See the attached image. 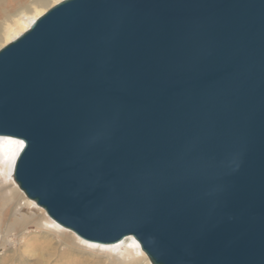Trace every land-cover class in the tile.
Segmentation results:
<instances>
[{"label":"water","instance_id":"95a60500","mask_svg":"<svg viewBox=\"0 0 264 264\" xmlns=\"http://www.w3.org/2000/svg\"><path fill=\"white\" fill-rule=\"evenodd\" d=\"M12 180L150 264H264V0H62L0 49Z\"/></svg>","mask_w":264,"mask_h":264},{"label":"rangeland","instance_id":"374dc122","mask_svg":"<svg viewBox=\"0 0 264 264\" xmlns=\"http://www.w3.org/2000/svg\"><path fill=\"white\" fill-rule=\"evenodd\" d=\"M24 1L25 5H28V0ZM61 1L50 0L46 8L28 14L30 21L27 24L24 22L15 29L9 27L10 37L8 39L5 37L0 41V49L22 34L34 20ZM7 191L6 198L9 200L0 201V264H56L62 256L66 255L68 259L86 258L89 261L107 259L108 254L104 251L109 252L111 249H102V253H96L87 249L74 248V245L67 244L56 234L57 231L50 224V219L45 212L27 200L15 184L10 185ZM63 233L75 239L71 232ZM47 258L48 261L45 262Z\"/></svg>","mask_w":264,"mask_h":264},{"label":"bare ground","instance_id":"6f19581e","mask_svg":"<svg viewBox=\"0 0 264 264\" xmlns=\"http://www.w3.org/2000/svg\"><path fill=\"white\" fill-rule=\"evenodd\" d=\"M49 2L50 0H28V5H25L24 0H0V41H2L3 38L5 39V37L7 39L10 37L9 27L10 29L11 27L15 29L24 22L27 24L30 21L28 14L46 8ZM2 20L4 22H2ZM22 147L23 143L19 140L0 137V201L2 202H7L9 200L6 198L8 194L7 188L14 184L12 180V171L15 160ZM50 224H52L53 228L57 231H55L56 234L67 242V244L74 245V248L87 249L96 253H102V249H111L109 252L104 251L105 254H108L107 259L104 261L99 259L89 261L86 258L68 259L66 255L60 256L61 260H58L56 264H150L145 254L140 250L138 243L132 237L126 238L115 245H98L83 241L73 234L75 239H72L71 236L63 233L67 231L51 220ZM47 261L48 258L45 259V262Z\"/></svg>","mask_w":264,"mask_h":264}]
</instances>
